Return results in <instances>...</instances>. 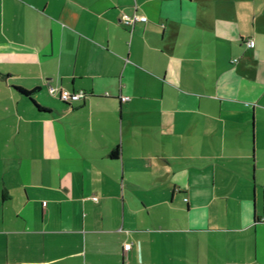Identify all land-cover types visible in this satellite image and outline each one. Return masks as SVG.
I'll use <instances>...</instances> for the list:
<instances>
[{
    "label": "crops",
    "instance_id": "obj_1",
    "mask_svg": "<svg viewBox=\"0 0 264 264\" xmlns=\"http://www.w3.org/2000/svg\"><path fill=\"white\" fill-rule=\"evenodd\" d=\"M263 217L264 0H0V264H264Z\"/></svg>",
    "mask_w": 264,
    "mask_h": 264
},
{
    "label": "built area",
    "instance_id": "obj_2",
    "mask_svg": "<svg viewBox=\"0 0 264 264\" xmlns=\"http://www.w3.org/2000/svg\"><path fill=\"white\" fill-rule=\"evenodd\" d=\"M122 19L127 23H133L135 20H145V19H147V17L145 14H139L136 12H134L132 14L123 12L122 13ZM245 42L247 45L252 46L254 44V39L252 37H247ZM51 89H54V88L51 87ZM57 93H58V96L60 99L65 100V101H69V102L72 100H75V99H79L85 95V92L82 90L72 91V90H65V89H60V88L57 90ZM127 98H128L127 95L121 96V99H123V100L127 99ZM91 197L93 199H97V195H95V194L91 195ZM263 220H264V217H263ZM129 245L130 244L128 242H125L123 244L124 248H128Z\"/></svg>",
    "mask_w": 264,
    "mask_h": 264
},
{
    "label": "trees",
    "instance_id": "obj_3",
    "mask_svg": "<svg viewBox=\"0 0 264 264\" xmlns=\"http://www.w3.org/2000/svg\"><path fill=\"white\" fill-rule=\"evenodd\" d=\"M17 88H18L22 93H24V94H26V95H30V93L32 92V90H30V89H26V88H23V87H21V86H17ZM61 100H62V99H61ZM62 101L69 103V101H65V100H62ZM37 105H38V104H37ZM111 154H113V155L116 154V150L112 151Z\"/></svg>",
    "mask_w": 264,
    "mask_h": 264
}]
</instances>
